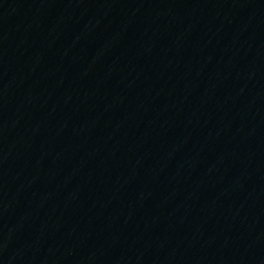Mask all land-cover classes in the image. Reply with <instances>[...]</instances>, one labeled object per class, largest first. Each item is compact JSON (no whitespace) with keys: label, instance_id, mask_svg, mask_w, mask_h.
Masks as SVG:
<instances>
[{"label":"water","instance_id":"1","mask_svg":"<svg viewBox=\"0 0 264 264\" xmlns=\"http://www.w3.org/2000/svg\"><path fill=\"white\" fill-rule=\"evenodd\" d=\"M0 264H264V0H0Z\"/></svg>","mask_w":264,"mask_h":264}]
</instances>
